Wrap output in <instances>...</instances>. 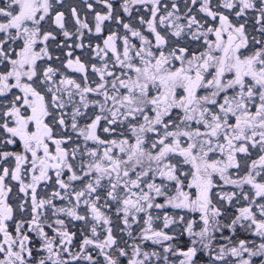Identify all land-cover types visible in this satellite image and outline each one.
I'll use <instances>...</instances> for the list:
<instances>
[{
  "label": "snow or ice",
  "instance_id": "6c2138e0",
  "mask_svg": "<svg viewBox=\"0 0 264 264\" xmlns=\"http://www.w3.org/2000/svg\"><path fill=\"white\" fill-rule=\"evenodd\" d=\"M0 264H264V0H0Z\"/></svg>",
  "mask_w": 264,
  "mask_h": 264
}]
</instances>
